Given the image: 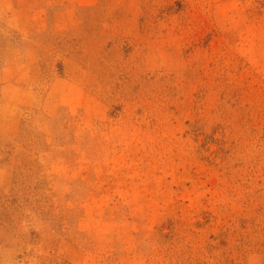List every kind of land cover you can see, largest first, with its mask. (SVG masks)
<instances>
[{"label": "rangeland", "instance_id": "1", "mask_svg": "<svg viewBox=\"0 0 264 264\" xmlns=\"http://www.w3.org/2000/svg\"><path fill=\"white\" fill-rule=\"evenodd\" d=\"M0 264H264V0H0Z\"/></svg>", "mask_w": 264, "mask_h": 264}]
</instances>
